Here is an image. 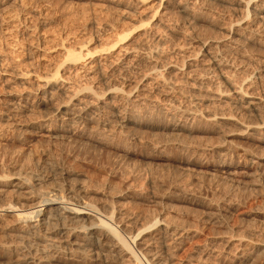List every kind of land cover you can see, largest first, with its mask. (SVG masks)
I'll use <instances>...</instances> for the list:
<instances>
[{
    "label": "rangeland",
    "instance_id": "obj_1",
    "mask_svg": "<svg viewBox=\"0 0 264 264\" xmlns=\"http://www.w3.org/2000/svg\"><path fill=\"white\" fill-rule=\"evenodd\" d=\"M11 4L10 2L2 7V9L5 7L4 11L2 10L5 15L13 13L14 16V22L9 26L6 25L9 30L11 29L10 34L0 33V177L14 179L26 172L28 178L35 175L46 178L45 185L40 189L34 187L32 190L37 202L48 197L47 194L45 195L48 186H60V189H66L67 180L61 176V173L65 169L72 171V180H74L72 183H76L75 186L79 185L86 191L84 195L82 194V201L91 203L105 212L107 209L102 210L101 206L108 197L117 213L121 212L120 214L127 216L126 218L131 222H137L138 225L133 228L132 234L136 233V229L147 225L149 216L161 213L165 221L170 222L169 224L178 225L177 227L185 229L188 233L180 245L175 247L170 245L167 247L168 250L156 249L160 251L164 264H213L210 256L219 249L223 250L225 243L231 242L229 241L231 237L232 244L241 236L246 239L251 237L250 239L256 242L260 237L259 234H264V168L258 171L260 174L257 173L258 175L250 179L243 174L231 179L216 167L219 164L220 154L228 153L229 150V157L237 165L235 170L237 173L242 172L245 157L242 155V159H238L231 155L232 149L230 150L229 146L231 144L233 147L240 146L239 149L243 148L242 152L246 151L250 154L252 151L253 155L258 153L259 156V154L264 155V142L258 144L252 139H241L234 135L236 133L234 127L223 128L225 131L218 129V131L199 124L200 120L197 118L193 119L190 112H193L194 108H196L194 111L197 108L202 109V106L198 107L191 102L195 98L202 100L207 91L199 92L200 94L191 92V94L183 89L185 91L182 92L183 90L179 89L182 85H177L179 88L176 86V89L173 92L168 91L169 93L168 89L161 85L152 90L150 88L144 90L142 86L145 82H141L140 76L145 69L140 66L136 67L137 70L135 65L130 66V72L126 77L128 81L121 87L111 89L112 92L119 91L118 93L123 97L119 94L114 95V98L107 97L122 110L121 119L105 117L103 120V116L97 119V123L100 121L105 123L107 126L105 129L110 128V132L114 133L110 134L108 129L96 131L98 129L96 122L88 127L90 136L105 133L104 143L91 140L75 142L71 139L72 142L65 137L53 141L49 137L50 133L52 129L60 126L55 109L57 104L65 99L58 97L56 101L45 100L46 105H36L43 101L42 98L33 95L36 85L39 84L37 79L45 78L44 76L52 69H58L60 76L64 74L62 48L73 49L83 46L89 58L102 55L105 50H109L117 43V46L136 48V51H139L138 56L141 57L148 51L150 41L144 35L142 27L139 28L131 19H138V14L146 15L148 18L152 16L157 20V25H160L158 30L160 29V32L163 30L161 32L163 33L166 26L175 24L177 19L175 12L162 14L158 0H16ZM126 5L131 8L128 9ZM212 10L203 12L202 21L194 29L199 40L220 35L209 22L216 14L215 17L220 21L228 22L231 18L223 7H214ZM127 11L130 15H127ZM125 15L128 17L125 18ZM131 24L136 28L128 34L126 29ZM165 40L164 62H173L172 64L180 62V55L175 51L176 55L171 48L172 43L176 41L169 36ZM250 54L252 56L255 54L254 62L243 72L249 78L252 76L251 82L254 81V85L257 83L254 87L264 93V46H256L250 50ZM27 71L32 75L30 74V78L25 82L10 78L15 73ZM244 74L236 76L235 78H238L233 80L240 81L238 79L244 77ZM88 87L91 86L87 85L86 88ZM91 89L93 93L99 95L104 87L96 84ZM29 92V104L34 108L30 111L32 113H15V116L14 113L7 111L6 102L9 94H29ZM196 94L199 96L197 97ZM225 108L227 110L225 113H232L230 108L231 111L228 107ZM253 120L255 123L259 121L250 119L249 122L254 123ZM145 122L147 124H144ZM25 126L27 128H24ZM31 126L41 127L40 130H36L35 139H28ZM92 128L97 129L94 131ZM221 130L223 134L219 133L222 132ZM228 132H233V135ZM225 133L229 136L227 139ZM258 138L262 141L264 136ZM228 139L230 140L228 147L222 148V152L216 153L215 156L214 146L226 145ZM208 148H211V151ZM209 161L211 164L208 163ZM200 164H205L206 167L200 168ZM105 194L108 196L105 197ZM3 204H12L20 210L25 209L23 202L14 197H7L0 206ZM1 233L0 231V244L11 241L9 234ZM262 239L263 237H260L258 240ZM252 256V260L255 259L253 253ZM12 257L9 258L0 252V264H14L18 257ZM252 260L248 264H264L262 259L256 258L254 262Z\"/></svg>",
    "mask_w": 264,
    "mask_h": 264
},
{
    "label": "bare ground",
    "instance_id": "obj_2",
    "mask_svg": "<svg viewBox=\"0 0 264 264\" xmlns=\"http://www.w3.org/2000/svg\"><path fill=\"white\" fill-rule=\"evenodd\" d=\"M10 2L14 4L16 0H0V33L8 35L11 29L9 30L6 25L9 26V24L14 22V16H12L13 13L10 14L9 12L8 14L10 15H5L3 13L5 7L4 9L2 7ZM158 2L159 8L162 9V14L166 15L172 12L174 14L175 12L177 19L174 18L176 20L174 25L171 23V25L169 24V26L164 28L165 33H161L163 30L161 32L160 29L158 30L160 25H157V20L152 16L148 18V16L146 17V15L141 13L142 15L138 14V19H131L134 24H138L139 28L142 27L144 35L150 41L148 51L141 57L138 56L139 54L137 53L139 51L137 52L136 48L125 45L117 46V43L111 46L109 50H105L106 52L102 55L89 58L88 54H85L83 46L73 47V49H61V55L65 63L62 70L67 76L64 77V74L60 76L58 69L49 70L50 72H47L48 74L44 76L45 78L39 77L37 79L39 84L36 85L33 94L43 99L41 103H36L39 106L45 104V100L56 101L58 97L65 99V101L59 102L55 109L56 119L60 122V126L54 130L52 129L49 137L53 141L54 139L65 137L75 142L84 140H91L97 143L106 142L104 141L105 136H103L105 133L101 135L102 133L96 132V135L90 136L88 134V132L90 133V128L88 127L93 122H96L98 127V129L96 128L97 130L95 129L96 131H106L108 129H105L107 127L106 124L101 123V121L97 123L98 118L103 116V120L105 117L107 119H121L122 110L107 97L121 94L118 93L119 91L112 92L111 89L123 86L128 81L126 77L128 72H130L129 67L135 65V69L140 66L145 69L143 73L141 72L142 76L138 74L141 77V82H145L142 86L144 90L146 88L152 90V88L155 89L161 85V87L165 86L168 89H166L167 92H173L177 85H182L180 88L177 86L179 89L186 90L182 92L199 93L207 91L202 100L195 98L194 100L192 99V102L190 101L198 105V107L199 105L200 107L202 106V109L205 110L197 108L194 111L196 109L194 108L193 112L189 111L192 113L191 117L193 119L197 118L200 120L199 124L201 123L217 130L234 127L236 129L234 135L237 137L247 140L252 139L258 144H262L264 139L261 141L257 137L264 136V93L254 87L257 83L254 85V81L251 82L250 79L252 76L249 78L243 71L248 70L246 68H249L248 66L254 62L255 57L253 56L255 54L252 56L250 50L256 46H264V0H158ZM214 7H223L231 18L228 22L221 20L223 21L222 23L215 17L217 14L214 16L215 18H209L210 21L209 19L208 21L212 28L217 32L219 31L220 35H215V38H205L206 40L204 39L203 41L199 40V36L195 35L194 29L202 21L203 12L211 11ZM127 13V15H130L128 11ZM222 14H220V17ZM127 17L125 15V18ZM135 28L136 26L131 24L126 29V32L130 34ZM164 34L165 37L167 35L166 38L169 36V38H173L176 41L172 43L171 48L180 55V62L177 61L178 63L175 64H172L173 62H164L166 60L164 49L166 38ZM256 61H258L257 56ZM254 72H256L255 69ZM30 74L31 72L29 71L15 73L10 78L15 81L25 82L32 75ZM240 74L245 76L238 79L240 80L238 82L234 81L233 79ZM251 75H253L252 70ZM261 78L262 75L260 80ZM96 84H101L104 87V90L99 95L93 93L91 89ZM87 85L91 87L86 88ZM196 95L197 97L199 96L198 94ZM29 97L30 92L29 94H9L6 102L8 104L7 111L14 113V115L15 113L30 112L33 106L29 104ZM32 103L34 104L35 101ZM225 107H228V110L230 108L232 111H229L232 113H225L227 112ZM8 118L10 120V117ZM250 119H258L259 121L255 123L253 120L254 123H251L249 122ZM144 124L147 123L145 122ZM24 128L27 127L25 126ZM40 128L36 126L29 127V132L31 133H29L28 139L34 138L35 133H37L36 130H40ZM92 130L94 129L92 128ZM229 132L228 134L233 133ZM113 133L110 132V134ZM219 133L223 134V131ZM228 134L226 139L229 137ZM229 142L230 140L226 145L220 144L219 147L217 145L214 148L210 146L213 148L215 156L216 153L222 152L221 149H224ZM231 145L229 146V149H232L231 155L238 157V159L243 155L245 164L241 168L242 172L237 173L235 170L237 165L229 157V150L228 153H221L220 158H218L219 164L216 167L228 177L236 179V175L243 174L250 179L264 168V155L259 154L258 156V153L253 155L252 151L250 155L246 151L242 152L243 148L242 150L241 148L239 149L240 146L233 147V144ZM88 146L90 145L88 144ZM200 166V168L206 167L205 164H200ZM25 173L18 175L14 179L0 177V203L4 202L7 197H14L22 201L23 208H25L20 210L12 204L0 206L1 234H9L8 236L11 238L10 242L0 244V252L9 256V258L17 256L18 258L15 259L16 264H114L115 262L120 264H164L160 251L156 249H167L170 245H174V247L180 245L188 235L185 229L177 227L178 225L169 224L168 220L165 221L159 212L157 215L149 216L148 223L145 222L147 225L139 226L140 228L136 229V233L132 234L133 228L138 225L137 222H131L126 218L127 216L120 214L121 212L117 213L110 200H108L107 194H105L107 200L104 198V203L101 206L102 210L107 209L105 212L97 209L91 203L83 202L82 194L86 191L79 185L75 186L74 184L76 183H72L74 181L72 180V171L69 172L66 169L61 173V176L67 180V188L60 189V186H48L45 193L48 197L36 202L32 195V190L34 187L40 189L45 185L46 178L41 175L28 178ZM70 201L73 202L71 203ZM216 214L218 216V213ZM211 215H213L212 212ZM259 235L264 239V234ZM250 238L246 239L241 236L238 239L236 238L237 240L233 244L231 243L233 241L232 237L231 239L228 238L231 242H226L223 250L215 251L216 254H212L210 260L213 261V264H248L252 260V253L255 258L252 260L253 262L256 258L264 260L263 239H257L255 242Z\"/></svg>",
    "mask_w": 264,
    "mask_h": 264
}]
</instances>
